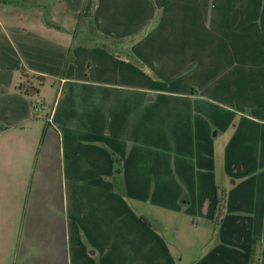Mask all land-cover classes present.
I'll return each instance as SVG.
<instances>
[{
  "label": "crops",
  "instance_id": "crops-1",
  "mask_svg": "<svg viewBox=\"0 0 264 264\" xmlns=\"http://www.w3.org/2000/svg\"><path fill=\"white\" fill-rule=\"evenodd\" d=\"M182 233L264 264V0H0V264H183Z\"/></svg>",
  "mask_w": 264,
  "mask_h": 264
},
{
  "label": "rangeland",
  "instance_id": "rangeland-1",
  "mask_svg": "<svg viewBox=\"0 0 264 264\" xmlns=\"http://www.w3.org/2000/svg\"><path fill=\"white\" fill-rule=\"evenodd\" d=\"M42 96H43V94H41V97ZM161 232H162V230H161ZM179 239L182 242L183 248L177 249V248L173 247L172 250H173L174 254H176L178 256V258L182 259L183 264L187 263L192 258H196L200 254V251L202 250V248L207 246V242H205V244L203 246L197 245L198 241L200 240V235L197 236L196 234H193V235L191 234L190 236H188L185 233H182V236L179 237ZM195 250H197V251H195Z\"/></svg>",
  "mask_w": 264,
  "mask_h": 264
},
{
  "label": "trees",
  "instance_id": "trees-1",
  "mask_svg": "<svg viewBox=\"0 0 264 264\" xmlns=\"http://www.w3.org/2000/svg\"><path fill=\"white\" fill-rule=\"evenodd\" d=\"M44 22L46 23V25L47 26H49V27H53V28H56V29H61V26L60 25H58V24H56V23H54V22H52V21H50V20H44ZM85 30V29H84ZM86 33H85V35L83 36V39H78V37H77V34L78 33H76L77 31H75L74 33H73V35L75 34V38H76V41L77 42H82L83 43V40H87V42H89V41H93L94 40V42H98V43H101L102 41L103 42H106V44L107 45H110V42L109 41H106L105 40V38L103 37V36H101V35H97V34H95L93 31H92V29H86ZM19 89H20V91L22 92V93H24L25 95H27V96H31V95H34V94H36V92H37V89L35 88V87H33L32 85H30L29 83H27V82H25L24 84H21L20 86H19ZM38 104V103H37ZM35 106H36V104L34 105V107H33V109L35 110ZM220 201H221V197L220 198H217V210L219 211L220 210ZM251 264H256V263H254V262H252Z\"/></svg>",
  "mask_w": 264,
  "mask_h": 264
},
{
  "label": "built area",
  "instance_id": "built-area-1",
  "mask_svg": "<svg viewBox=\"0 0 264 264\" xmlns=\"http://www.w3.org/2000/svg\"><path fill=\"white\" fill-rule=\"evenodd\" d=\"M42 111H43V106H42L41 103H38V104L35 106V110H34V112H35V114H39V113H41Z\"/></svg>",
  "mask_w": 264,
  "mask_h": 264
}]
</instances>
